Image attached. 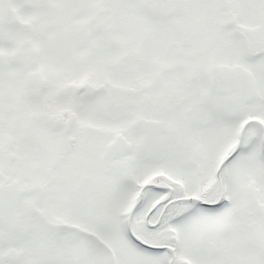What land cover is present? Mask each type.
Returning a JSON list of instances; mask_svg holds the SVG:
<instances>
[{"label": "snow or ice", "instance_id": "snow-or-ice-1", "mask_svg": "<svg viewBox=\"0 0 264 264\" xmlns=\"http://www.w3.org/2000/svg\"><path fill=\"white\" fill-rule=\"evenodd\" d=\"M0 264H264V0H0Z\"/></svg>", "mask_w": 264, "mask_h": 264}]
</instances>
